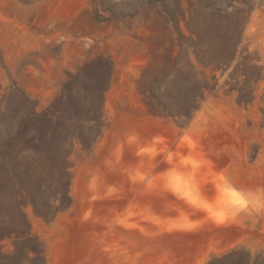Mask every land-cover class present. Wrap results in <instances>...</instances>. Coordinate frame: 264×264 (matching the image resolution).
<instances>
[{
    "label": "rangeland",
    "instance_id": "1",
    "mask_svg": "<svg viewBox=\"0 0 264 264\" xmlns=\"http://www.w3.org/2000/svg\"><path fill=\"white\" fill-rule=\"evenodd\" d=\"M0 223V264L264 258V0H0Z\"/></svg>",
    "mask_w": 264,
    "mask_h": 264
},
{
    "label": "trees",
    "instance_id": "2",
    "mask_svg": "<svg viewBox=\"0 0 264 264\" xmlns=\"http://www.w3.org/2000/svg\"><path fill=\"white\" fill-rule=\"evenodd\" d=\"M206 52L209 53L208 49H207ZM7 225H6V223H0V231H1V233H4V232L8 231L7 230L8 229ZM254 264H264V258L262 256H258L256 258Z\"/></svg>",
    "mask_w": 264,
    "mask_h": 264
},
{
    "label": "bare ground",
    "instance_id": "3",
    "mask_svg": "<svg viewBox=\"0 0 264 264\" xmlns=\"http://www.w3.org/2000/svg\"><path fill=\"white\" fill-rule=\"evenodd\" d=\"M192 183H195V179L193 177L190 178Z\"/></svg>",
    "mask_w": 264,
    "mask_h": 264
}]
</instances>
